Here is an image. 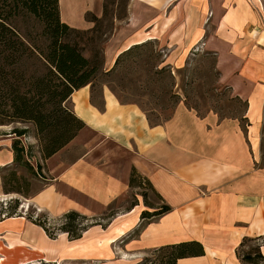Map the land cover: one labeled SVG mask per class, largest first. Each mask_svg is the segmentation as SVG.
<instances>
[{"label": "crops", "instance_id": "0c3cea01", "mask_svg": "<svg viewBox=\"0 0 264 264\" xmlns=\"http://www.w3.org/2000/svg\"><path fill=\"white\" fill-rule=\"evenodd\" d=\"M241 3L227 4L212 32L222 81L243 100L241 114L200 117L177 105L166 121L153 123L106 87L98 94L88 84L73 89L70 106L84 125L39 159L42 184L26 200L54 221L70 210L98 218L69 238L60 230L48 236L23 214L3 216L0 264H133L150 248L190 239L203 253L175 264H240L235 250L242 237L264 234V30L255 26L251 5ZM140 37L130 41L148 36ZM31 128L27 140L35 145ZM10 146L11 137L0 138V166L12 163ZM132 168L157 194L156 205L169 209L142 217V210L157 206L146 208L134 192L135 203L102 221L104 209L137 190L128 183ZM260 252L264 257V245Z\"/></svg>", "mask_w": 264, "mask_h": 264}, {"label": "rangeland", "instance_id": "374dc122", "mask_svg": "<svg viewBox=\"0 0 264 264\" xmlns=\"http://www.w3.org/2000/svg\"><path fill=\"white\" fill-rule=\"evenodd\" d=\"M239 1L172 0L162 3L160 0H58V11L60 20L77 29L93 25L87 19L91 13L100 17L94 28L83 34L89 39L86 42L84 38L80 40L85 45L83 52L86 55L92 45L99 49L101 64L93 79L92 92L98 94L106 87L120 101L138 104L151 121L163 122L173 114L177 105L192 110L200 117L208 112L218 117L241 114L244 102L222 81L214 49L215 35L212 33L227 4L236 5ZM244 2L250 4L257 15L258 24L255 26L264 30V0H242L241 4ZM104 3L107 5L106 15H102ZM16 23L21 32V23ZM143 35L148 36V41L120 54L117 64L113 65L120 52L135 44L130 39L138 41L140 39L136 38ZM129 42L132 44L128 45ZM31 124L26 121L0 124V138L8 136L11 141L15 138L23 146H30L27 160L34 170L32 173L15 162L0 166V216L14 208L23 215L43 214L47 222L53 225L49 229L55 234L59 220H51L26 200L42 184L38 175L40 172H36V164L42 158L37 145L27 140ZM14 126L24 127L26 131L15 135L10 132ZM134 192L145 193L144 198L140 197L146 208L159 205H156V194L141 184L137 190L128 189L104 209L100 215L102 221L114 216L121 207L128 206L134 200ZM97 218L85 216L82 223H90ZM260 245H264V234L245 240L238 251L241 255L257 246L260 250ZM146 252L135 262L148 256ZM250 253L252 258L241 261L237 258L239 263L264 264V259L255 257L253 251ZM62 264H98V261L70 260Z\"/></svg>", "mask_w": 264, "mask_h": 264}, {"label": "trees", "instance_id": "16d2710c", "mask_svg": "<svg viewBox=\"0 0 264 264\" xmlns=\"http://www.w3.org/2000/svg\"><path fill=\"white\" fill-rule=\"evenodd\" d=\"M106 6L105 3L102 4V15H106ZM87 19L93 25L86 29H77L60 20L58 0H0V124L13 121L32 123L37 150L42 159L62 147L84 125L72 111L68 97L73 89L82 85L88 84L92 91L93 79L101 64L98 48L92 45L88 55L83 52L85 45L80 40L84 38L86 42L89 39L83 34L92 30L100 17L91 13ZM17 21L21 23V32ZM147 41L145 39L128 46L116 56L113 65L117 64L120 54ZM114 95L118 98L115 93ZM148 120L160 122L151 121L149 117ZM25 131L24 127L14 126L10 129L15 135ZM10 147L12 162L24 165L33 173L27 160L30 146L25 147L14 138ZM36 167H39V163ZM128 183L132 186L145 184L152 190L148 181L141 179L133 168ZM9 190L11 189L6 191ZM140 195L145 197L144 192ZM133 203L135 200L130 204ZM168 209L169 206L162 203L150 211L142 210L140 216L155 217ZM14 214L21 212L14 208L1 213L0 218ZM25 216L41 225L48 236L54 235L49 229L53 225L47 222L43 214L33 216L26 213ZM84 218V215L70 210L60 216L59 225L54 228L65 231L69 238H75L80 236V232L88 224L82 223ZM258 237H242L235 250L240 261L252 258V251L255 257L264 259L258 246L241 255L238 251L245 240ZM147 252L148 256L134 264H175L179 257L202 254L203 248L199 241L190 239L162 244ZM32 264L45 263L39 260Z\"/></svg>", "mask_w": 264, "mask_h": 264}]
</instances>
